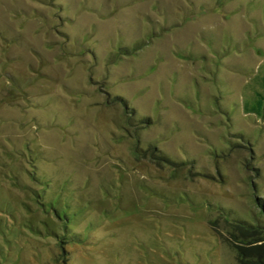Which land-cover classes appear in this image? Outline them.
Returning a JSON list of instances; mask_svg holds the SVG:
<instances>
[{
    "label": "rangeland",
    "instance_id": "obj_1",
    "mask_svg": "<svg viewBox=\"0 0 264 264\" xmlns=\"http://www.w3.org/2000/svg\"><path fill=\"white\" fill-rule=\"evenodd\" d=\"M263 75L264 0H0V264H240ZM116 96L151 121L141 149L212 178L137 159Z\"/></svg>",
    "mask_w": 264,
    "mask_h": 264
},
{
    "label": "trees",
    "instance_id": "obj_2",
    "mask_svg": "<svg viewBox=\"0 0 264 264\" xmlns=\"http://www.w3.org/2000/svg\"><path fill=\"white\" fill-rule=\"evenodd\" d=\"M146 42H140L133 46L132 48H126L121 47L117 53H115V56L117 57H124V56H130L134 55L136 52L140 51L144 48L146 45ZM263 92H256L254 94L253 98H250L249 100L245 101L243 103V110L248 115H253L255 118L260 120L263 123L264 126V87L262 88ZM249 101V102H248ZM108 104H117L121 107H123L125 113L127 114V121H126V132L131 135L132 137H135L137 139V145L134 152L135 157L137 159L146 158L149 157L147 152L150 153L151 159H153L155 162H157L159 165H167L175 169V171H179L180 169H186L189 166V175L201 178H212V175L207 173L204 169L201 171L196 170V167L194 165L193 161L188 162L185 161H178L174 158H170L165 156L162 153H159L157 147L152 144L149 147V151L141 149L139 147L138 141V128L141 127L144 128L145 126L151 124L150 119H139L137 120L135 118L136 112L134 109L129 107L128 101L124 99L123 97L116 96L113 98L107 99ZM218 103L217 105H219ZM132 120H136V124H133ZM136 126V130L133 132H130L128 127ZM239 137V140L246 141V144L239 146V142L234 143L233 145L235 147H241L247 150L251 155V160H255L254 156V147L253 144L249 141L247 136L240 133L237 135ZM214 155L217 157L220 155V153H214ZM226 156V155H224ZM195 167V168H194ZM247 167L253 168V164H248ZM188 169V168H187ZM196 170V171H194ZM196 173H194V172ZM254 171L256 174H259V169L255 168ZM221 180H223V175L218 172ZM256 187V185H254ZM256 205L259 208L260 214L263 217L264 221V198L257 197L256 198ZM213 207V206H212ZM221 212L225 215L227 213L226 209H220ZM228 224L230 227H234L235 229L239 230L241 233L240 237L238 238L236 250L238 253L239 263L240 264H264V226L260 224L259 219H255L254 222L247 221L245 219H237L238 216H235L234 213H231L228 217ZM69 220V219H68ZM231 221V222H229ZM74 239H82L80 234L74 235ZM73 240V239H72ZM82 241V240H80Z\"/></svg>",
    "mask_w": 264,
    "mask_h": 264
},
{
    "label": "crops",
    "instance_id": "obj_3",
    "mask_svg": "<svg viewBox=\"0 0 264 264\" xmlns=\"http://www.w3.org/2000/svg\"><path fill=\"white\" fill-rule=\"evenodd\" d=\"M262 85L264 87V75L262 76Z\"/></svg>",
    "mask_w": 264,
    "mask_h": 264
}]
</instances>
